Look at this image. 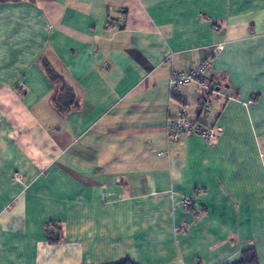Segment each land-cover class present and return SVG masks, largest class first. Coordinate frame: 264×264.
Returning a JSON list of instances; mask_svg holds the SVG:
<instances>
[{
    "label": "crops",
    "instance_id": "0c3cea01",
    "mask_svg": "<svg viewBox=\"0 0 264 264\" xmlns=\"http://www.w3.org/2000/svg\"><path fill=\"white\" fill-rule=\"evenodd\" d=\"M205 62L213 94L171 90ZM181 114L216 141L168 142ZM247 246L264 264V0H0V264H236Z\"/></svg>",
    "mask_w": 264,
    "mask_h": 264
},
{
    "label": "built area",
    "instance_id": "2783aa9c",
    "mask_svg": "<svg viewBox=\"0 0 264 264\" xmlns=\"http://www.w3.org/2000/svg\"><path fill=\"white\" fill-rule=\"evenodd\" d=\"M220 49L221 48H217L216 52L220 51ZM209 71L210 64L209 62H205L197 69L192 70L187 74L175 73L170 82L171 90L179 89L192 81H199L201 87L206 92L213 94V91L209 88L207 83L203 81V79L207 78L209 75ZM199 107L203 111H209L210 102L208 99H201L199 100ZM182 136H199L206 142L213 143L217 139V130L215 128L204 126L199 119L189 118L185 114H181L179 117L170 120L166 132V139L170 143H177ZM185 203L186 205H189V203Z\"/></svg>",
    "mask_w": 264,
    "mask_h": 264
},
{
    "label": "trees",
    "instance_id": "16d2710c",
    "mask_svg": "<svg viewBox=\"0 0 264 264\" xmlns=\"http://www.w3.org/2000/svg\"><path fill=\"white\" fill-rule=\"evenodd\" d=\"M43 67L51 77V79L55 82L58 79V76L54 74L51 70L49 64H44ZM75 95L73 94L72 90L69 89L67 86L62 84V86L58 89L57 94L54 97V103L62 112L68 111L75 107ZM52 243L55 244L57 240L54 238L51 240ZM118 264H134L130 260H126L124 262ZM236 264H260L259 256L257 250L252 246H247L242 253L241 260Z\"/></svg>",
    "mask_w": 264,
    "mask_h": 264
}]
</instances>
